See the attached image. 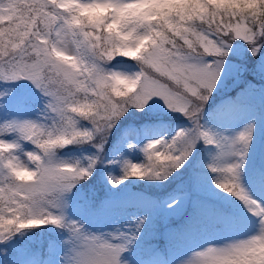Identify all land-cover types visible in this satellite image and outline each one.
I'll list each match as a JSON object with an SVG mask.
<instances>
[{"label": "clouds", "instance_id": "obj_1", "mask_svg": "<svg viewBox=\"0 0 264 264\" xmlns=\"http://www.w3.org/2000/svg\"><path fill=\"white\" fill-rule=\"evenodd\" d=\"M39 6L34 39H25L34 54L31 58L41 64L55 107L48 110L44 120H31L37 126L31 139L19 134L13 140L0 137V194L9 188L25 205L12 214V207L0 203V243L22 230L53 224L49 217L54 209L48 202L53 198L36 206L33 194L37 187L54 175L74 176L86 167L89 157L97 161L101 158L98 153L86 157L59 155L61 149L72 145L90 144L100 150L97 145L101 138L95 135L100 122L85 108L99 100L125 105L143 91L148 77L165 75L162 69L169 66L212 68L218 59L224 61L227 55L217 57L208 52L202 38L215 37L217 46L226 52L236 40L244 41L253 57L264 50V0H40ZM9 12L7 0H0V23ZM118 58L132 63L117 67L114 62ZM201 92L208 99L202 102L200 115L213 91ZM9 94L8 89L0 90V97ZM132 107L127 104L124 115ZM77 132L94 134L91 139H83L75 135ZM58 138L66 143L58 144ZM232 139H220L221 151L210 165L223 168L228 155L246 153L247 145L235 148ZM23 141L33 147L25 149ZM159 144L154 140L152 147ZM217 187L242 201L248 200L254 206L253 213L259 209L260 215H255L258 228L247 236L195 251L179 264H264V208L238 181L220 177ZM72 188L61 196L65 207L66 194ZM59 214L65 223L76 222L82 230V225L70 220L63 208ZM32 218L43 219L44 223L27 224ZM75 238L77 245L65 254L64 264H110L111 257L102 256L95 242ZM0 253H6V249H0ZM119 264L131 262L120 255Z\"/></svg>", "mask_w": 264, "mask_h": 264}, {"label": "rangeland", "instance_id": "obj_2", "mask_svg": "<svg viewBox=\"0 0 264 264\" xmlns=\"http://www.w3.org/2000/svg\"><path fill=\"white\" fill-rule=\"evenodd\" d=\"M252 56L251 52L241 42H233L222 65L221 73L214 90L217 92L218 100L212 110H206L200 119L203 128L209 130L218 139L231 140L240 131L249 125L252 126L251 139L247 145V151L243 157L240 169V180L242 186L249 195L259 202H264V109L258 110L254 103L243 101L245 94L240 91L236 96L226 93L230 87L243 79L248 80L249 86H257L252 79L244 75L249 70L260 78V91H256L255 98L264 101V50L254 59L253 68L240 63L243 55ZM117 67H126L132 62L118 58L114 62ZM8 89L10 94L0 97V123L8 120H44L48 115L46 97L35 85L21 78L15 81L0 80V90ZM152 108L169 111L167 105L160 97L149 101ZM182 127L181 123L174 126V131ZM167 136L165 121L158 120L156 124L144 122L140 125L127 124L120 134L122 145L118 146L114 153L113 164L109 172L112 174L124 167V162H135L139 151L149 140H163ZM9 140L16 139L15 133L3 134ZM25 149H31L33 145L23 141ZM131 145V147H129ZM218 151L220 146L213 144ZM226 147H233L227 144ZM238 148L239 145L234 146ZM60 156H75L72 151L64 150ZM227 162L239 160L240 157L233 154L225 157ZM111 182V181H110ZM113 184V183H112ZM213 197L218 199L224 208V212L213 218L201 217L193 220L192 225L181 235L171 238L167 226L162 230L163 243L156 247L153 252L143 254L139 248H131L132 234L127 224L120 227L110 228L99 224L97 227H82L85 234H102L113 242L127 241L126 250L121 254L123 259L129 260L131 264H179L180 261L189 257L193 252L204 249L209 245H220L227 240L241 238L253 233L258 228V218L248 211L247 207L237 197L217 187L216 178L205 179L193 191L186 188L177 190L166 195L161 202V218L164 224H168L182 215L187 207H199L204 198ZM66 207L61 200V208L64 209L70 220L79 222L83 215V202L66 196ZM61 208L54 209L57 214ZM124 236L120 237L119 234ZM115 234V236L110 235ZM77 245L76 238L70 233L64 240L63 245L58 247V253L45 260L44 264H64V257L69 250Z\"/></svg>", "mask_w": 264, "mask_h": 264}, {"label": "snow or ice", "instance_id": "obj_3", "mask_svg": "<svg viewBox=\"0 0 264 264\" xmlns=\"http://www.w3.org/2000/svg\"><path fill=\"white\" fill-rule=\"evenodd\" d=\"M7 5L10 12L4 16L3 23H0V80L15 81L25 78L31 81L36 88L48 97L46 107L48 110H52L55 107L51 99L52 92L48 84L45 83L41 64L31 58L34 54L27 47V40L25 39L26 37L34 39L32 34L36 31L34 23L38 19V14H40V0H7ZM202 43L208 52L217 57H223L228 54L223 47L217 46L215 37L202 38ZM224 47H227V45ZM223 63L222 59H218L212 68H196L184 65L169 66L166 69H162L165 75L148 77L145 80L143 91L127 101L125 105L108 100H99L96 104L84 109L86 113L94 115L95 121L100 122L95 129V135L101 138V143L97 145L99 149L103 148V143L116 122L124 116L127 104L143 110L152 98L160 97L169 109L182 113L192 122L193 126L191 128L178 129L170 140L161 138L149 140L143 146L146 162L133 163L126 160L124 162V175L110 177L113 184L120 183L129 176L166 179L174 170L179 169L183 165L199 140H203L205 144L221 145V140L209 130L203 128L199 121L202 102L208 99V96L204 95L201 89L214 90ZM36 127L33 121L27 119L4 121L0 123V137H3V134L6 133H15L25 139H31ZM93 134L92 132L75 133L76 136L83 139H91ZM251 134L252 126L249 125L240 131L232 139L231 143L234 145H248ZM154 140L160 141V144L156 147H152ZM57 143L62 144L66 143V141L63 138H58ZM15 147H18V145ZM157 152L161 153L160 157L156 156ZM236 155L240 159L227 162L223 168L209 165L213 172L218 173L216 184L217 179L223 177L228 180L238 181L239 185L243 187L240 180V169L242 166L241 159H243L245 154L241 156V154L237 153ZM88 159L89 162L86 167L78 170L74 176L60 177L54 175L41 183L33 194L35 205L39 206L42 201L52 197L53 199L48 202L53 206V209L61 208L62 194L72 188L74 183L88 176L96 165L97 158L89 157ZM235 197L242 201L238 196ZM242 202L248 211L253 213L252 209L254 206L248 200H243ZM0 203L12 207V214L18 213L25 207L22 199L9 188H5L4 192L0 194ZM260 204L264 208V202H260ZM253 214L256 216L260 215V210H256ZM49 218L51 223L67 227L75 237L86 240L89 243L95 242V244L99 245L98 251L102 256L111 257L110 264H119V257L126 250L127 241L113 242L104 236H88L82 232L76 222L65 223L64 216L56 212H52ZM4 223L8 227L9 222L5 220ZM42 223H44L43 219L32 218L27 220L29 225ZM110 235L115 236V234ZM119 236L123 237L124 234L120 233Z\"/></svg>", "mask_w": 264, "mask_h": 264}, {"label": "trees", "instance_id": "obj_4", "mask_svg": "<svg viewBox=\"0 0 264 264\" xmlns=\"http://www.w3.org/2000/svg\"><path fill=\"white\" fill-rule=\"evenodd\" d=\"M242 43L248 49L247 44L244 41ZM243 57L248 58L241 59L240 63L251 67L255 57L249 56V53ZM244 75L257 84L260 81L251 71ZM257 87L258 85L249 86V82L243 79L232 85L226 93L236 96L240 91H244L246 97L243 100L254 102L261 107L263 103L253 98L255 90L260 89ZM217 93L213 90L210 99L204 104L202 113L214 108L218 98ZM158 120L165 121L167 125L168 135L165 140H170L176 134L173 131L175 122H184L186 129L193 126L189 118L182 113L175 110L164 111L152 108L148 102L143 110L132 107L118 120V123L108 133L102 149L97 150L90 144H84L68 146L59 152L60 155L62 151L70 150L75 156L81 157L98 153L101 157L92 169L91 175L76 183L66 194L71 199L83 201L82 219L77 223L88 228L97 227L99 224L115 228L125 223L129 226L133 237L130 247L139 248L143 254H149L162 245L164 227L167 226L170 237L174 238L190 228L193 220L200 219L202 216L211 218L224 211L218 200L205 198L200 208L188 207L177 219L168 224L162 222L161 202L165 195L184 189L186 185L188 189L194 190L202 180L218 176V173L213 172L209 167L217 157V152L211 144H205L203 140L196 143L183 165L174 170L166 179L129 176L120 183L112 185L110 177L124 175V167L113 174L109 172L114 162L110 156L116 147L123 144L120 137L121 128L126 124L139 125L143 122L156 124ZM82 123L87 124V122ZM145 161V153L139 151L133 163H144ZM70 233L68 229L53 224L22 230V233L15 234L6 243H0V249H6V253H0V264H43L49 253L51 255L58 253V247L63 245Z\"/></svg>", "mask_w": 264, "mask_h": 264}]
</instances>
